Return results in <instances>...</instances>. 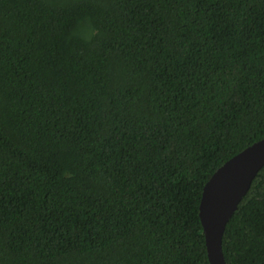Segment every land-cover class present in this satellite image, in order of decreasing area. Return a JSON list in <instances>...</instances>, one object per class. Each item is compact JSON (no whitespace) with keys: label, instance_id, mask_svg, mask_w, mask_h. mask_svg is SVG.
Returning <instances> with one entry per match:
<instances>
[{"label":"trees","instance_id":"trees-1","mask_svg":"<svg viewBox=\"0 0 264 264\" xmlns=\"http://www.w3.org/2000/svg\"><path fill=\"white\" fill-rule=\"evenodd\" d=\"M264 136V0H0V264H209L198 202ZM264 264V165L226 223Z\"/></svg>","mask_w":264,"mask_h":264},{"label":"water","instance_id":"water-1","mask_svg":"<svg viewBox=\"0 0 264 264\" xmlns=\"http://www.w3.org/2000/svg\"><path fill=\"white\" fill-rule=\"evenodd\" d=\"M263 165L264 136L224 161L203 184L198 217L209 264H226L222 251L226 223Z\"/></svg>","mask_w":264,"mask_h":264}]
</instances>
